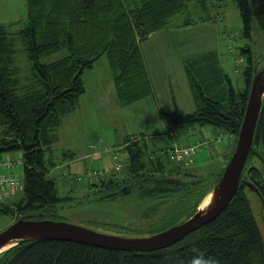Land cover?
<instances>
[{
	"label": "trees",
	"instance_id": "16d2710c",
	"mask_svg": "<svg viewBox=\"0 0 264 264\" xmlns=\"http://www.w3.org/2000/svg\"><path fill=\"white\" fill-rule=\"evenodd\" d=\"M187 1L26 0L22 27L11 31L9 28L18 21L0 23V154L20 153L23 185V196L12 203L0 202V213H11L15 217L13 221L26 214L54 219L58 206L72 200L71 196L58 195L55 180L49 176L50 168L55 165L51 146L58 139L57 131L63 117L76 109L86 92L85 70L105 56L120 106L147 97L152 86L141 44L151 33L168 26L171 17L185 10ZM234 2L244 36L250 37L253 28H264V0ZM189 23V20L185 22ZM15 34L24 42L36 80L31 86L22 85L15 74ZM61 49L67 51L63 57L48 63L41 61ZM244 52L248 54L243 70V90H235L225 75L229 81L227 95L219 99L205 96L190 68V64L199 59H185L183 65L196 108L181 113L174 100V109L162 113L170 137L177 138L192 126L204 124L235 136L233 147L224 155V162L212 181L218 179L233 152L245 110L255 62L246 46L241 48V53ZM210 56L215 54L206 53L201 59H211ZM235 60L244 61L241 57ZM212 68L218 69L213 62L207 61L196 69L199 72L205 69L206 74ZM141 76L145 78V84L138 83ZM222 141L210 143V150ZM120 145L117 149L125 150L128 156L125 171L108 178L100 177L95 192L115 190L131 182L136 189L143 181H159L160 174L166 177L164 174L168 171L164 180L172 184L178 183L179 177L197 176L186 168V163L174 162L167 157L165 149L170 147L149 150L142 137L129 135ZM252 146L264 158V100ZM247 162L253 164L247 170V177L258 185L264 200V164L252 153ZM74 178L81 180L78 176ZM208 185L186 193L180 201L169 205L163 212L164 225L158 224L147 232L163 230L182 216L190 215ZM156 190H160L158 186L151 189ZM244 190L240 184L228 205L213 220L159 250L127 252L67 240L35 239L21 241L0 253V264H264V242Z\"/></svg>",
	"mask_w": 264,
	"mask_h": 264
},
{
	"label": "rangeland",
	"instance_id": "374dc122",
	"mask_svg": "<svg viewBox=\"0 0 264 264\" xmlns=\"http://www.w3.org/2000/svg\"><path fill=\"white\" fill-rule=\"evenodd\" d=\"M21 10L22 13L19 15ZM16 14L20 16L18 19L21 21L13 24L9 28L11 31L22 27L24 24L26 15L25 0H0L1 21L6 20L4 23H10L16 17ZM185 19L193 22L190 24V28H187V25L173 26L174 24H171L160 29L159 32H155L149 40L141 44V52L144 56L148 78L154 85L158 84L160 88L158 100L149 95L128 105L120 106L105 56L100 57L91 69L85 70L83 80L86 92L82 96L81 109L86 112V116L91 117L90 129H86V124L80 128L73 124L69 128H62L61 134L59 128V141L51 146L52 151L55 149L52 161L56 163L55 167L57 168L53 169L52 174L49 176L55 180L58 195L72 197V200L66 206L59 208L57 215L54 217L55 219L84 224L93 228L98 227L95 226L96 224L110 228L107 224L115 223L129 229L147 231L158 224L164 225L163 212L169 205H174L186 193L200 189L203 185L211 183L215 178L222 166H217L215 161L218 159L216 158L218 154H221V152H218V149H221V143L211 148L217 152L215 157L212 152H210L212 154H209V145L202 146L191 160H188L187 163H190L186 165V168L191 173L197 174V176L179 177V182L175 184L164 180L167 178L168 172L170 173L168 171L164 174L166 177L160 174V179H157L159 181H143L139 183L134 193L113 201H97L96 196L103 193L95 192V187H87L89 172L86 170L88 169L99 171L101 168L105 169L107 167L113 169L114 173L118 175L122 174L123 170L125 171L124 167L128 163L126 151L114 148V151L118 150L119 152H106L103 148L106 146L113 149L117 145L120 146L125 135L142 137L149 150L155 151L165 146H173L175 144L174 140L177 144L189 142L192 144V142H202L213 138L212 135L207 134V131L213 132V127L208 124L195 125L190 128L189 132L176 139L170 138L166 126H163L158 109L165 110L168 106L172 107L170 97L167 96L165 81L168 78L174 81L179 79L180 81L183 71L182 59L214 50L218 62L211 58L207 60L200 59L194 64H190L191 72L196 78V84L198 87L200 85V90L204 92L205 96L213 95L217 90L216 87L212 88L213 85L215 86L218 83L215 77L217 69H209L206 74L199 72L196 68L201 63H207L208 61L210 64L213 62L218 68L221 67L237 91L245 88L243 70L246 64V54L248 53L244 52L242 54V47L249 48L255 67L257 66L258 69L264 68V28H253L250 37L244 36L240 14L234 0H188L185 10L175 14L172 22L175 23L178 20L179 24H182ZM14 42L15 74L22 85L31 86L36 80L27 58L24 42L16 34ZM229 48H231V51H229ZM66 53L65 49H61L43 57L41 61L48 63L63 57ZM239 57L244 61L237 62L235 58ZM208 74L214 75V77H210ZM159 80L160 85L157 83ZM138 83L145 84V78L139 77ZM226 83L227 79L225 78L224 84ZM140 88L143 87L140 86ZM178 101L185 108L182 99L180 98ZM95 128H99V130L93 131ZM89 134L102 136L103 142L96 143L100 153L84 156L89 150H85L83 145L81 147L80 143L87 144L88 140L92 138V136H88ZM107 143H110V145H106ZM67 147H71L70 149L74 152V160L80 158L70 163V167L61 164L64 159L59 153L67 150ZM10 154L15 157L20 156L19 152ZM114 155H117V158H114ZM115 161H118L121 165L120 170L114 169ZM15 172L21 178L22 166H17ZM75 176L80 177L81 180L76 181ZM81 186L87 188H81ZM157 186L160 190L151 191ZM20 196H23V194L18 189L16 194L9 195L7 199L17 201ZM256 216L264 239V214H259L257 211ZM12 222L13 216L11 213H0V231ZM119 229L123 230V228Z\"/></svg>",
	"mask_w": 264,
	"mask_h": 264
},
{
	"label": "water",
	"instance_id": "95a60500",
	"mask_svg": "<svg viewBox=\"0 0 264 264\" xmlns=\"http://www.w3.org/2000/svg\"><path fill=\"white\" fill-rule=\"evenodd\" d=\"M263 100L264 68L258 69L254 65L245 110L237 132L233 152L224 165L218 179L212 181L206 187L194 211L190 215L182 216L175 224L155 232H129L124 229H115L111 226L108 228L93 224L98 226L93 228L84 224L57 220L55 218H36L26 214L17 218L0 231V253L21 241L35 239L67 240L94 247L127 252L159 250L176 243L192 231L213 220L228 205L240 184L245 187L244 192L262 236L256 215L257 211L259 214H264V200L258 185L247 177V170L253 167V164L247 161L249 154L252 153L264 164V158L252 146ZM254 165L260 168V165ZM244 171L245 174H243ZM262 171L264 173V169ZM134 192L135 184L133 182L126 183L115 190L97 195L96 200L113 201ZM63 206H66V204H60L57 211ZM109 225L117 224L110 223Z\"/></svg>",
	"mask_w": 264,
	"mask_h": 264
},
{
	"label": "crops",
	"instance_id": "0c3cea01",
	"mask_svg": "<svg viewBox=\"0 0 264 264\" xmlns=\"http://www.w3.org/2000/svg\"><path fill=\"white\" fill-rule=\"evenodd\" d=\"M23 8V7H22ZM21 13H22V10L20 11V13H19V15H21ZM25 13H26V0H25ZM20 16H17V14H16V17L15 18H13L11 21L12 22H10V23H13V22H16V21H21L20 19H18ZM25 17H26V15H25ZM173 17H175V15L173 16ZM173 17H171V19H170V22H169V24H168V26H170L171 24H174L173 26H175V25H187V28H190L191 27V25L190 24H192L193 22H191V23H189V24H185V22L186 21H188V20H183L182 21V24H179V21L178 20H176V22L175 23H173L172 22V18ZM204 20H205V18H204ZM4 22H6V20L5 21H1L0 20V23H3V24H6V23H4ZM7 24H9V23H7ZM167 27V26H166ZM155 32H159V30L158 31H155ZM155 32H153V33H151V35L148 37V39L147 40H149V38L155 33ZM206 53H214V50H209L208 52H204V53H200V54H198V55H192V56H187L185 59H201V57L202 56H204V55H206ZM213 58V59H215L217 62H218V60H217V56L215 55L214 57L213 56H210L209 58ZM185 59H182V69H183V71H182V76H181V79H180V81H179V79H178V81L175 79V81L174 80H170L169 78L168 79H166V81H165V85L167 86V96H169L170 97V100H171V102H172V107L170 108L169 106H168V108H165V110H162V109H158V113L159 114H161V118H162V122H163V126H166V128H167V124H166V122H165V120L163 119V116H162V113L163 112H171L173 109H174V100H175V103H176V105H177V107H178V109L180 110V112L181 113H189V112H192V111H194L195 110V108H196V105H195V102H194V98H193V92H192V89L190 88V85H189V82H188V77H187V73H186V71H185V69H184V65H183V61L185 60ZM206 70L205 69H203L201 72H205ZM203 74V73H202ZM216 74L217 75H215V77L217 78V84H215V86L213 85L212 86V88L213 87H216L217 88V90L214 92V94L213 95H210V97H213V98H217V99H219L220 97L221 98H223V97H225L226 95H227V90H228V87H229V81L227 80V83L226 84H224V82H225V78L227 79V77H225L224 78V76L225 75H227L223 70H222V68L220 67V68H218L217 69V71H216ZM214 76V75H213ZM229 78V77H228ZM230 80V79H229ZM150 82H151V86H152V92L149 94L150 95V97H152L153 99H155V100H158L159 98H158V93H160L159 91H160V88H159V86H158V84H156V85H154L153 84V82L150 80ZM230 82H231V80H230ZM157 83H159V85H160V80L157 82ZM232 84V83H231ZM218 90H220V91H218ZM148 95V96H149ZM182 99V101H183V103L185 104V108L184 107H182L180 104H179V99ZM82 103H83V99H82V97L80 98V101H79V104H78V106L76 107V109L72 112V113H70V114H67V115H65L64 117H63V119H62V122H61V125H60V130H61V134H62V128H69L71 125H75L77 128H80V127H82V126H84L85 124L87 125L86 126V129H90V124H91V117H89V116H86V112L83 110V109H81V106H82ZM158 104V103H157ZM170 110V111H169ZM192 110V111H191ZM94 122H95V120H94ZM192 127H194V126H192ZM191 127V128H192ZM214 129V130H213ZM212 129V131L213 132H211V131H207L208 133V135H212V136H216V135H219V134H223L225 137H224V139H223V141L221 142V146H220V148L221 149H218V152H221V154L219 153L218 154V156L216 157V158H218V159H216L215 161H216V163L218 164V166H220V165H222L223 164V158H224V155H226V154H228V152H229V150L233 147V144H234V142H235V136L233 135V134H231V133H229V132H224V131H222V130H220V129H216V128H213ZM59 130V129H58ZM95 130H99V128H95L93 131H95ZM189 130H190V128L189 129H187L183 134H185V133H187V132H189ZM59 131H57V134H58V139H57V141H59V133H58ZM89 137L90 136H92V138L91 139H89L88 140V143L87 144H82V142L80 143V146L82 147V145H83V148L85 149V150H89V152H87L84 156H91V155H96V154H98V153H100L99 152V148H97V145H96V143H102L103 142V139H101V137L102 136H98V134H89L88 135ZM126 136V135H125ZM124 136V137H125ZM169 136V135H168ZM124 137H123V139H124ZM170 138H173V139H176V138H174V137H170ZM122 139V140H123ZM199 141V140H198ZM174 145L173 146H185V145H188V144H190L191 142H189V143H184V144H177L176 142H175V140H174ZM193 143V142H192ZM106 145H110V143H107ZM117 146H119V145H117ZM113 147V149H111V147H106V146H104L103 148H104V150L106 151V152H113L115 149H117V148H120L121 147V145L119 146V147ZM173 146H168V147H173ZM216 145H214V147H215ZM165 147H167V146H165ZM213 147V148H214ZM71 147H67V150H65V151H61V152H59L61 155H62V159H64L63 161L64 162H62L61 164L63 165V164H66L67 166H69L70 167V163H72V162H74L75 160H78V159H80V158H77V159H75L74 160V152L70 149ZM107 148H109V149H107ZM115 148V149H114ZM91 150H92V152H91ZM53 151H55V149L53 150ZM53 151H52V155H53ZM225 151V152H224ZM114 152H118V150H116V151H114ZM208 152H212L213 154H214V157H215V155L217 154V152H215V150H210V148L208 149ZM4 155H6V153H2V154H0V156H4ZM190 163V162H189ZM189 163H186V165H188ZM116 164V163H115ZM55 165H56V163H55ZM55 165L53 166V167H51L50 168V171H49V175L50 174H52L51 173V171L53 170V169H55V168H57V167H55ZM114 169H115V165H114ZM116 170V169H115ZM86 171H88L89 173H88V185H87V187L88 186H91V187H95V185L98 183V179L100 178V177H103V178H108V177H110V176H112V174H114V171H113V169H110V168H107V167H105V169L104 168H101V170H99V171H95L97 174H94L93 172H94V170H90V169H88V170H86ZM51 177V176H50ZM53 178V177H52ZM77 181V180H76ZM80 181V180H79ZM82 187H84V186H81V188ZM87 187H84V188H87ZM78 188V187H77ZM4 202H7V203H12V202H14V201H11V200H5ZM13 216V219L15 218L14 217V215H12Z\"/></svg>",
	"mask_w": 264,
	"mask_h": 264
},
{
	"label": "built area",
	"instance_id": "2783aa9c",
	"mask_svg": "<svg viewBox=\"0 0 264 264\" xmlns=\"http://www.w3.org/2000/svg\"><path fill=\"white\" fill-rule=\"evenodd\" d=\"M224 137L223 134H219L218 137L214 136L213 138L206 139L202 142H194L185 146L166 148L165 152L171 161L187 163L202 146L209 145L219 139H224ZM10 153L12 152L0 156V202H4L9 195H14L16 194V190L20 189V191H22L23 188L20 177L15 172L16 167L22 164L21 157L18 155L16 157L12 156ZM114 158H117V155H114ZM115 163V169L118 170L120 164L118 161H115ZM93 173L97 174L95 171Z\"/></svg>",
	"mask_w": 264,
	"mask_h": 264
},
{
	"label": "bare ground",
	"instance_id": "6f19581e",
	"mask_svg": "<svg viewBox=\"0 0 264 264\" xmlns=\"http://www.w3.org/2000/svg\"><path fill=\"white\" fill-rule=\"evenodd\" d=\"M4 249V248H3Z\"/></svg>",
	"mask_w": 264,
	"mask_h": 264
}]
</instances>
